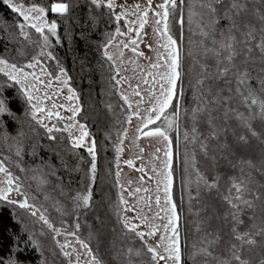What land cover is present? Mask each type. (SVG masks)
<instances>
[{
	"label": "snow or ice",
	"instance_id": "6c2138e0",
	"mask_svg": "<svg viewBox=\"0 0 264 264\" xmlns=\"http://www.w3.org/2000/svg\"><path fill=\"white\" fill-rule=\"evenodd\" d=\"M2 2L22 18L21 23L10 26L22 37V48L15 56L9 49H0V90L18 86L29 105L27 114L45 129L47 139L60 143L67 139V151L72 154L86 147L90 160L83 187L69 195L65 191L68 186H62L56 167L48 161H42L38 169H30L22 166L21 148L15 150L16 159L0 154V203L21 210L33 226L37 223L42 228L46 226L53 238L62 234L73 237L74 241H55L66 264H103L87 239L79 235L84 226L77 213L83 215L92 207L97 140L89 127L77 119L83 111L80 98L54 53L51 38H55V45L62 42L58 24L55 19H47L49 9L44 6L32 3L26 7L18 0ZM78 3L79 0L71 4L52 3L50 12L63 18ZM85 3L90 12L93 8H104L107 11L103 15L111 22L124 23L123 29L116 27L106 32L102 45V55L115 72L110 77L113 89L128 83L130 95L138 98L133 100L124 91L119 92L123 104L122 114L117 117L120 131L114 141L116 167L119 168V157L134 119L138 121L136 137L130 143L138 148L136 159L142 160L145 151L138 143L141 138L159 144L151 153L152 176L148 178L154 180V190L142 186L144 175L139 178L141 186L132 189V182H128V195L137 197L136 204L124 198L125 188L119 181L121 171L115 173L121 194L114 211L121 233L126 240L139 245L133 243L117 253L123 264H187L189 260L192 264H264V0H146L143 6L140 3L129 6L126 0L119 5L116 0H85ZM117 7L122 9L120 13L115 12ZM90 18L98 22L95 15ZM150 23L154 43H145V47L154 56H146L140 49L148 36L145 27ZM185 24L190 33L187 55L191 63L187 71L180 40L174 35L177 26L182 30ZM29 30H34L39 39L33 40ZM113 45L119 49L118 55L110 54ZM28 48L34 54L29 56ZM124 50L148 61L147 65L136 64L139 82L134 88L128 77L120 75L121 69L116 64L117 59L124 63ZM185 77L192 91L188 106H185ZM65 88L67 95L63 99L67 103H58ZM47 102H51L50 106ZM106 108L114 113L111 103ZM62 111L70 115H62ZM5 116L16 118L9 101L0 95V121ZM53 120L55 123L46 122ZM105 139H111L110 134L106 133ZM55 154L60 156L59 152ZM177 156L183 171L182 182L188 189V211L195 217L193 228L198 235L191 249L182 239L181 215L174 200ZM60 158L66 172L82 170L79 166L70 167ZM124 163L135 168L133 159ZM13 168L18 172L14 173ZM135 170L145 171L143 166ZM37 172L40 178L36 190L43 193L42 201L27 182L37 180L36 175L29 176ZM47 185H52L53 191L58 190L71 208L53 197L46 190ZM141 192L148 195L138 197ZM206 196L213 198V203H208ZM141 203L144 207H139ZM49 208L61 216H76L75 230L62 232L56 227ZM214 220L219 222L215 228ZM21 239L17 237V245ZM11 252L14 255L0 259V264H23L19 259L23 249L17 246ZM41 264H48L47 258Z\"/></svg>",
	"mask_w": 264,
	"mask_h": 264
},
{
	"label": "trees",
	"instance_id": "16d2710c",
	"mask_svg": "<svg viewBox=\"0 0 264 264\" xmlns=\"http://www.w3.org/2000/svg\"><path fill=\"white\" fill-rule=\"evenodd\" d=\"M34 1L46 5V8L49 9L48 20L55 19L58 24V35L62 42L59 45L54 44V53L64 64L68 75L71 77L70 84L80 98L79 103L83 111L77 119L89 127L90 132L94 134L97 140V179L93 188L92 207L86 210L83 215L78 213L79 222L84 226L80 230V235L87 239L96 254L102 258L103 264H123L117 253L133 243H136L137 247L139 245L138 242L126 240L122 235L120 222L114 211V205L118 203V193L114 174V156L110 145L113 136L120 131L117 117L122 114L123 102L119 100L112 87L110 63L106 61L100 50L104 29H112L114 23L109 20L107 15H103L107 11L104 8L100 10L93 8L90 12L89 5L85 3V0H79V3L72 7L70 13L63 18L50 12V0ZM60 1L70 4L73 2V0ZM186 14L185 12V16ZM93 15L97 17L98 22L90 18ZM20 21L22 18L13 13L0 0V49L11 50L13 56L17 54V50L22 48V37L15 27L10 26L16 25ZM29 31L33 38L39 39V35L34 30ZM174 35L180 40V47L185 57L184 67L187 71L191 63L187 55L190 35L188 25L185 24L182 30L177 26ZM27 52L30 56L33 50L28 48ZM184 88L186 93L185 106H188L191 103L192 91L188 86L187 77H185ZM0 95L9 101L16 117L9 119L5 116L0 121V154L16 159L14 153L19 147L23 150L22 166L38 169L41 167L42 161H48L56 167L58 175L62 178V186H68L65 187V191L69 195L73 194L72 190L81 189L84 174L88 169L87 161L90 160L86 150L80 148L75 151V154H72L67 151L69 146L67 139L63 143L49 141L45 135V130L28 116V105L21 97L18 86L5 87L0 90ZM108 103L114 106V113L107 110L106 104ZM21 132L23 133L22 136L19 135ZM106 133L110 134L111 139H105ZM57 135L61 134L58 133ZM63 135L67 136L66 133ZM179 144L182 154L184 151L183 139H180ZM34 146H36L35 155L32 154ZM56 152L60 153L59 157L55 154ZM60 157L66 160L70 167L79 166L82 170L66 172L62 167ZM79 157H83L84 160L81 161ZM175 167L174 200L178 204L181 215L182 239L186 241L188 249H191L192 244L197 241L198 235L193 228L195 217L188 211V189L183 186V190L180 192L183 177L180 156L176 158ZM13 171L14 173L18 172L15 168ZM20 175L23 176V174ZM31 175H36L38 179L27 182L33 185V194L37 195L38 199L43 200V193L36 190L40 173H29V176ZM49 179L54 180L52 177ZM46 190L57 200H60L64 207L71 208L70 202L61 197L58 190H52V185H47ZM182 194H184L183 197ZM205 199L208 203H213V198L206 196ZM49 211L51 219L57 224H63L72 218V215L61 216L53 208H49ZM218 224V221H212L213 228L217 227ZM90 234L91 237L89 238ZM10 237L12 239H9ZM17 237H23L19 240L18 245ZM30 239L32 243H29ZM17 246L23 249L19 255L23 264H41L45 258H47L48 264H64L52 246V239L48 231L38 224L33 226L30 220L17 215V211L8 207L7 204L0 203V259L6 260L10 255H14L11 249ZM187 264H192V262L189 260Z\"/></svg>",
	"mask_w": 264,
	"mask_h": 264
},
{
	"label": "rangeland",
	"instance_id": "374dc122",
	"mask_svg": "<svg viewBox=\"0 0 264 264\" xmlns=\"http://www.w3.org/2000/svg\"><path fill=\"white\" fill-rule=\"evenodd\" d=\"M19 3H23L26 7L30 6L32 3H36L38 5L44 6L46 8V5L35 2L34 0H28V1H24V0H18ZM58 2H64V1H60V0H50L49 4L51 5L52 3H58ZM125 0H116L117 5L124 3ZM127 4L129 6H132L136 3H140L142 6L146 3V0H126ZM122 11V9L120 7H117L115 9L116 13H120ZM149 16L151 18V13H149ZM134 17H129V19H132ZM48 19V18H47ZM50 21V20H49ZM22 21H20L19 23H21ZM18 23V24H19ZM116 27H121L123 29L124 27V23L120 22V23H114V26L112 29H104L103 33L105 34L106 32H111L113 31ZM145 32L148 33V36L145 37L144 39V43L140 44V49L142 51L145 52L146 56H154L153 52H150L146 47H145V43H154V37L152 36V25L151 23L149 25H146L145 27ZM134 35V34H133ZM33 40H36V38H33V35H31ZM38 39V38H37ZM53 40V43L55 44V38H51ZM122 39L120 37L117 38ZM105 40V35L103 36V39L100 42V50L102 53V45L104 43ZM109 52L110 54H115L118 55L119 53V49L117 47H115V45H113L112 47L109 48ZM32 54H34L32 52ZM31 54V55H32ZM136 60V63H130V60ZM62 62V61H61ZM48 63H52L51 61H48ZM110 63V62H109ZM148 61L143 59V58H136L134 57L133 53H131V51L129 50H124V63L121 64L120 61L117 59L116 64L117 66L120 67L121 71H120V75L121 76H125L129 78V82L131 83V85L133 86V88L135 87V85L139 82L138 78H137V72L138 69L136 67V64L139 65H147ZM62 66L65 68L64 64L62 63ZM66 69V68H65ZM36 71L38 72L39 69H36ZM115 75L114 71H111V76ZM114 83V82H113ZM71 86V84H70ZM53 87H56V85L54 84ZM72 87V86H71ZM143 87V86H142ZM73 88V87H72ZM117 96L119 97V92L120 91H124L126 94H131L132 89L129 88L128 83H124L120 86L117 87V89H114ZM77 93V92H76ZM67 95V89H64V93L62 94V96L60 97V99L57 101L58 103H67V101H65L63 99L64 96ZM130 99H138L136 97H133L130 95ZM51 102H47V106H50ZM29 108V105H28ZM28 113V110H27ZM122 113V112H121ZM62 115L68 116L70 115V113H66L62 111ZM30 117V115H28ZM31 118V117H30ZM47 123L51 124V123H55V120L49 122L46 121ZM63 123V122H62ZM138 123V121H136L135 119L133 120V123L131 126H129V131H128V137L127 139H125L124 142V152L120 155L119 157V168L116 167L117 164V156H116V152H115V147H114V141L116 139L117 134H115L111 140V151L112 154L114 156V174L116 173V171H121V176L119 178L120 184L124 185L125 191L123 192L124 198L126 200L129 201L130 204H136V199L137 197H132L128 195V190H129V181H131V188L134 189L137 186H141L139 185V178L141 177V175L145 176V181L144 184L142 185L143 187H148L151 190H154L155 188V183L154 180H149L148 178L152 176V173L150 171L151 165H152V156L151 153L154 151V148L156 146H159L158 143L156 142H152L150 143V141L147 138H141L138 143L140 147H143L145 149L144 153H143V159H136V156L138 154V148L130 143V141L134 140L136 137V132H135V126ZM44 129V128H43ZM45 130V129H44ZM67 135V133H66ZM175 135H177L175 133ZM182 139V138H181ZM86 150V147L84 148ZM87 152V151H86ZM162 155V153H161ZM128 159H133L134 160V164H135V168H129L124 161L128 160ZM141 166L144 167L145 171L144 173H141L135 169L140 168ZM115 181H116V176H115ZM120 184L116 183V188H117V193H118V200H119V196L121 194V188H120ZM183 186L184 184L181 182V188H180V192L183 190ZM186 193V192H185ZM184 193V194H185ZM154 197V191H152L151 193ZM184 194H182V197L184 196ZM148 194L141 192L139 194H137L138 197H144ZM42 201V200H41ZM6 204V203H4ZM139 207H144V204L141 203L139 205ZM14 209V208H12ZM15 211H17V213H19V215H21L22 217H24L27 220H30L28 218H26L24 216V213L21 210L18 209H14ZM153 211H155V208L153 206ZM78 215V213H77ZM128 215H133L132 213H128ZM76 223V216H72V218L70 219V221H65L63 224H57L55 223L56 227L61 228L62 232L64 229H71V230H75L74 229V224ZM38 225H40L42 227V225L40 223H37ZM46 231L49 232L51 239H52V246L55 248L58 256L62 259V261L64 262V264H66V258L63 257L62 253L60 252V249L58 247V245L56 244L55 241H59L61 243H63L66 239L69 241H74V238L69 236V235H61L59 237H55L53 238V234L50 233L49 230L46 229V226L43 227ZM80 235V232H79ZM81 236V235H80ZM82 238V237H81Z\"/></svg>",
	"mask_w": 264,
	"mask_h": 264
}]
</instances>
